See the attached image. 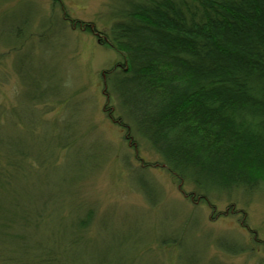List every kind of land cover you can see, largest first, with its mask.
I'll use <instances>...</instances> for the list:
<instances>
[{"label": "rangeland", "instance_id": "obj_1", "mask_svg": "<svg viewBox=\"0 0 264 264\" xmlns=\"http://www.w3.org/2000/svg\"><path fill=\"white\" fill-rule=\"evenodd\" d=\"M125 1L0 0V264H22L86 206L95 210L88 264H264V192L236 203L257 243L241 214H218L232 200L215 211L190 201L165 169L126 166L140 162L137 151L161 158L141 138L131 146L104 110L103 71L119 55L69 21L106 31ZM138 184L154 189V204ZM41 204L45 219L26 223ZM232 242L248 250L221 246Z\"/></svg>", "mask_w": 264, "mask_h": 264}, {"label": "trees", "instance_id": "obj_2", "mask_svg": "<svg viewBox=\"0 0 264 264\" xmlns=\"http://www.w3.org/2000/svg\"><path fill=\"white\" fill-rule=\"evenodd\" d=\"M112 17L106 31L69 21L119 55L103 71L104 110L131 146L138 149L141 138L161 158L153 164L137 151L140 162L126 166L165 169L190 201L215 211L217 200H232L218 214H241L257 242L259 232L236 203L264 192V0H126ZM138 187L154 204V189ZM42 207L33 217L28 210L26 223H41ZM86 207L58 234L38 239L22 264H88L84 230L95 210ZM232 244L220 245L248 250Z\"/></svg>", "mask_w": 264, "mask_h": 264}]
</instances>
